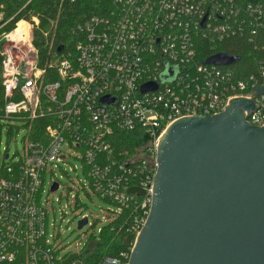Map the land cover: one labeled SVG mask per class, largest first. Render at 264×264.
<instances>
[{
  "label": "built area",
  "instance_id": "1",
  "mask_svg": "<svg viewBox=\"0 0 264 264\" xmlns=\"http://www.w3.org/2000/svg\"><path fill=\"white\" fill-rule=\"evenodd\" d=\"M112 5L72 31L71 50L53 52L50 46L43 66L33 45L36 18L1 36L0 120L20 123L26 140L23 153L0 167V264H128L149 215L157 147L166 129L182 118L217 115L234 98L251 97L255 109L246 122L264 126V93L251 96L264 89V60L257 59L245 77L231 66L204 63L227 41L258 47L264 0H112ZM169 70L176 74L163 82ZM146 84L156 89L142 91ZM42 118L48 121L43 141H29L31 122ZM121 133H136L144 144L118 150L110 140H121ZM67 157L80 161L90 193L115 208L94 219L90 227H100L75 251L49 233L48 200L46 205L41 200L46 174ZM54 184L59 189L57 181L49 183L50 193ZM135 190L142 197L133 207ZM130 207L135 212L130 250L87 261L94 250L90 238Z\"/></svg>",
  "mask_w": 264,
  "mask_h": 264
},
{
  "label": "water",
  "instance_id": "2",
  "mask_svg": "<svg viewBox=\"0 0 264 264\" xmlns=\"http://www.w3.org/2000/svg\"><path fill=\"white\" fill-rule=\"evenodd\" d=\"M240 60L216 53L204 63ZM175 74L167 71L162 81ZM263 93L257 88L251 96ZM254 109L252 97L234 98L217 115L182 118L166 129L149 215L128 264H264V126L246 122ZM85 224L80 220L78 229Z\"/></svg>",
  "mask_w": 264,
  "mask_h": 264
},
{
  "label": "trees",
  "instance_id": "3",
  "mask_svg": "<svg viewBox=\"0 0 264 264\" xmlns=\"http://www.w3.org/2000/svg\"><path fill=\"white\" fill-rule=\"evenodd\" d=\"M254 1L244 0V2ZM112 9V0H0V37L4 33L12 31L17 22L18 30H20L24 27L23 25H26L21 20L31 23L32 19L36 18L38 24L33 31V45L38 50L39 65L43 66L50 46H52L53 52L57 51L59 47L64 51L65 49L71 50L75 40L72 31L91 17L103 16ZM235 42L237 41L222 43L214 50V53L240 56L241 60L231 67L242 77H245L254 71V63L257 59L264 60V29L257 40L258 47L256 49H253L249 44L238 46ZM1 61L0 49V108L3 105ZM1 116L2 112L0 111ZM47 123L48 121L44 118L31 122L29 141H43L41 140L43 129ZM119 136L121 140H110L118 150L134 151L144 144V140H137L136 133H121ZM0 172L1 177H4L1 168ZM133 193L136 197L132 202L134 207L142 197V192L135 190ZM103 201L112 204L108 199H103ZM133 207L122 209L112 222L104 225L98 237L90 238L89 241L93 243L94 250L91 258L88 257L87 261H97L104 255L118 257L121 253L130 250L135 240V234L129 231L135 214Z\"/></svg>",
  "mask_w": 264,
  "mask_h": 264
},
{
  "label": "rangeland",
  "instance_id": "4",
  "mask_svg": "<svg viewBox=\"0 0 264 264\" xmlns=\"http://www.w3.org/2000/svg\"><path fill=\"white\" fill-rule=\"evenodd\" d=\"M1 39L0 37V45L3 44ZM25 140L26 131L20 123L0 120V166L3 163L15 161L23 153ZM67 152L74 156L69 150ZM5 155L9 156L7 160L4 159ZM80 166V161L71 157L54 164L53 173H47L45 176L44 193L41 195L44 205L48 200L49 233L54 234L69 251H75L79 243L81 246L87 243V237H90L92 229L95 233L97 232L100 224L90 227L94 219L101 220L105 214L109 213V210L115 209L112 204L90 193ZM54 181H57L60 186L58 190L50 193L49 183ZM79 182L84 185L82 189ZM82 217L88 218V223L78 229L77 225Z\"/></svg>",
  "mask_w": 264,
  "mask_h": 264
},
{
  "label": "bare ground",
  "instance_id": "5",
  "mask_svg": "<svg viewBox=\"0 0 264 264\" xmlns=\"http://www.w3.org/2000/svg\"><path fill=\"white\" fill-rule=\"evenodd\" d=\"M23 26H26V25H23Z\"/></svg>",
  "mask_w": 264,
  "mask_h": 264
}]
</instances>
